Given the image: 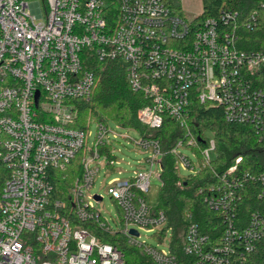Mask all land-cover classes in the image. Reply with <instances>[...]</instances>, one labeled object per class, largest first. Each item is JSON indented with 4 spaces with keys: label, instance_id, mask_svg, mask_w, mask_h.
I'll use <instances>...</instances> for the list:
<instances>
[{
    "label": "built area",
    "instance_id": "1",
    "mask_svg": "<svg viewBox=\"0 0 264 264\" xmlns=\"http://www.w3.org/2000/svg\"><path fill=\"white\" fill-rule=\"evenodd\" d=\"M258 14L254 9L242 19L238 10L222 9L216 17L189 19L166 0H0V162L8 169L0 191V264H124L121 250L101 240L100 231L119 232L153 264H178L169 240L165 249L138 240L139 230L159 237L170 231L165 213L142 195L151 168L109 182L116 228L93 203L102 195L88 193L99 157L109 166L114 161L104 119L92 147L90 119L75 125L77 101L90 100L96 85L88 60L124 66L131 91L143 101L136 115L145 126L159 129L166 118L178 123L184 134L167 152L194 175L213 158L215 141L205 134L210 130H193L191 102L220 107L226 121L264 132V45L245 49L239 42V30L252 28ZM197 137L206 146L198 148ZM136 140L152 148L151 166L164 154L159 139L141 134ZM180 147L193 150L196 160ZM76 157L80 173L68 199L53 198L54 171ZM240 162L237 156L199 190L222 213L225 229L215 244L195 224L186 226L182 249L195 257L193 264H246L256 250L264 252V172L238 171ZM248 190L261 204L250 205L244 218L236 214Z\"/></svg>",
    "mask_w": 264,
    "mask_h": 264
},
{
    "label": "trees",
    "instance_id": "2",
    "mask_svg": "<svg viewBox=\"0 0 264 264\" xmlns=\"http://www.w3.org/2000/svg\"><path fill=\"white\" fill-rule=\"evenodd\" d=\"M166 1L178 13L183 14L178 0ZM263 1L201 0L202 12L198 14V18L216 17L222 9H232L238 10L241 18L244 19L252 10L258 9V22L250 29L241 28L239 30V42L245 49L259 48L264 45V6H260ZM88 66L94 71L96 85L90 100L77 101L78 122L75 125L84 124L91 116H98L97 112L100 111L112 117L120 126L132 127L141 134L159 139L164 154L161 159L159 176L161 188L158 203L153 205V208L157 211L162 210L167 217L166 229L170 228L171 231L169 249L177 263L193 264L195 257L186 254L182 249L186 226L190 223L195 224L199 231L207 234L215 244L220 240L225 229L222 213L209 208L205 202L206 193L199 191L200 188L214 183L215 172L226 169L237 156L241 157L238 171L255 175L264 172V132L257 133L248 124L226 121L220 107H205L197 101L191 102L190 120L196 119V122L190 121L193 130L196 132H200L202 128L210 130L215 147L209 164L202 166L194 175L181 176L177 172L174 156L167 152L172 144L184 134L178 123L166 118L161 128H148L137 118L136 112L143 101L131 91L124 66L119 62L103 61L94 57L89 58ZM197 142L198 148H203L207 144L202 137H197ZM79 173V157H76L63 170H55L52 177V197L67 200L69 187ZM7 176L8 169L0 162V191ZM255 183L257 189L262 186L259 181ZM255 191L246 192L236 215L245 218L252 209L250 205L261 204L254 196ZM142 195L144 196V193ZM177 229H180L181 233H177ZM98 235L101 240L121 250L124 264H153L151 258L140 247L127 243L119 232L100 231ZM236 261L240 263V259ZM245 263L264 264V252L256 250L252 256L247 257Z\"/></svg>",
    "mask_w": 264,
    "mask_h": 264
},
{
    "label": "rangeland",
    "instance_id": "3",
    "mask_svg": "<svg viewBox=\"0 0 264 264\" xmlns=\"http://www.w3.org/2000/svg\"><path fill=\"white\" fill-rule=\"evenodd\" d=\"M183 10L184 15L187 18H192L202 12L201 0H178ZM98 116H91L90 123L88 124L87 130L89 131L87 146L92 147V142L95 138L97 124L100 118H103L107 123L111 131L108 132L107 136L110 138V145L113 149L112 154L114 155V161L112 166L106 164L107 158L105 155L99 157L100 168L94 177V184L88 191L89 194H100L102 200H93L94 205L102 211V214L108 219L110 225L116 228L119 220V210L116 202L110 197L108 193L109 182L113 178L125 179L133 175V171H143L144 169H152L149 175V189L144 193V197L147 203L155 205L158 203L159 191L161 188V180L159 178L161 169L160 154L156 155L155 162L152 166L147 161L148 157H153V150L151 147H143L137 143L136 139L141 136L140 131L132 127L120 126L112 117L97 112ZM100 117V118H99ZM205 134L210 137L211 132L205 131ZM179 150L182 154L187 155L193 161L196 160L193 150L187 147H180ZM177 172L181 176H186L188 170L183 167L180 160L176 161ZM140 235L138 240L145 241L159 249H165L166 243L168 242L171 231H167L166 234H162L160 237L155 232H146L139 230ZM180 229H177V233ZM179 233V234H180ZM178 234V235H179ZM163 240V241H162Z\"/></svg>",
    "mask_w": 264,
    "mask_h": 264
},
{
    "label": "water",
    "instance_id": "4",
    "mask_svg": "<svg viewBox=\"0 0 264 264\" xmlns=\"http://www.w3.org/2000/svg\"><path fill=\"white\" fill-rule=\"evenodd\" d=\"M96 197L99 198V196H97V195H96ZM130 232L133 233V234H135V235H137V233H138L137 230H135V229H130Z\"/></svg>",
    "mask_w": 264,
    "mask_h": 264
}]
</instances>
